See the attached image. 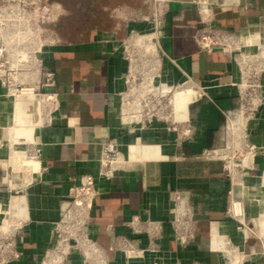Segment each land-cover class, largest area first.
I'll return each mask as SVG.
<instances>
[{
  "label": "crops",
  "instance_id": "obj_1",
  "mask_svg": "<svg viewBox=\"0 0 264 264\" xmlns=\"http://www.w3.org/2000/svg\"><path fill=\"white\" fill-rule=\"evenodd\" d=\"M208 7L212 16L203 23L194 0H169L161 18L157 77L174 86L199 85L205 92L188 103L184 118L174 115L178 130H189L188 136L168 130L158 119L142 126L122 122L120 95L129 68L123 48L126 26L111 13L108 28L44 53V64L55 75V101L44 122L40 111H32L31 99H20L29 108H13L15 101L0 86V243L11 242L18 253L5 264H41L55 243L70 188L79 177L96 174L102 144L110 140L124 164L113 168L110 180L98 182L99 195L83 226L90 245L69 254L67 262L220 264L219 253L211 249L212 227L229 224L232 205H244L249 183L256 202L264 193V75L260 107L239 133L247 139L249 160L240 159L245 146L238 148L237 177L214 153L224 151L229 136L225 123L242 107L239 73L231 53L202 49L197 40L205 27L264 32V5L261 0H210ZM145 64L150 67V61ZM16 119L33 126L32 142L16 138ZM24 158L36 161L38 170ZM253 216H259V206ZM177 219L184 241L176 232ZM234 224L240 230L245 221ZM254 224L248 227L251 234ZM238 239L242 264H264V241Z\"/></svg>",
  "mask_w": 264,
  "mask_h": 264
},
{
  "label": "rangeland",
  "instance_id": "obj_2",
  "mask_svg": "<svg viewBox=\"0 0 264 264\" xmlns=\"http://www.w3.org/2000/svg\"><path fill=\"white\" fill-rule=\"evenodd\" d=\"M51 1V0H50ZM61 5L48 3L47 8H44L40 12V16L38 18L39 24L46 36H52L56 40V44H60L62 40L61 36L71 41L84 40L89 37L90 33L94 30L105 29L109 27V18L108 15L111 13L118 22L124 24L126 26V30H124V42L123 48L125 53H131L132 58L135 60L131 64L130 73H129V83L128 90L125 89V100L129 101L133 97L144 98L142 91L140 90L141 80L145 76H159L161 74L160 62H156L159 60L158 57L150 58V67L145 64V59H143L142 53H145L144 48H140L135 45V39L137 35H150L155 34L151 40L152 43H155L156 50H159L158 44L156 43V37L158 34V22L162 20L164 8L167 5V0H57ZM209 1L207 0L208 6ZM117 5L116 9L112 11L103 12L102 7L107 6L108 8ZM58 6V7H57ZM208 16L206 19L211 18L212 14L208 7ZM208 28V27H207ZM125 29V28H124ZM208 35L220 33V29L217 27H209ZM228 33V32H226ZM249 31L243 33H228L231 36V40L227 45L230 47L243 46L245 43V39L248 35ZM217 48V47H216ZM220 49V48H217ZM221 50V49H220ZM225 53H229L224 51ZM264 53V44H262L259 48L253 50V52L249 55L239 54V50L232 54L233 60L235 63V67L238 70L239 78L237 82V87L240 95L242 96V107L238 110L235 116H232L230 119L232 123L238 125L240 122L244 121V125L247 123V119L249 117H253L256 113V110L260 107V89L259 83L260 79L263 77L264 73V65L259 66L260 62H264L263 58L260 56L261 53ZM145 56V55H144ZM262 59V60H261ZM153 61H155L153 63ZM146 65V66H145ZM245 85H250L254 87H247ZM191 86V84H183L182 82H178L175 85V88L180 89L181 87ZM193 86V85H192ZM199 87V85H197ZM245 86V87H243ZM178 93V92H177ZM39 94H43V91L40 89ZM130 94L133 97H130ZM129 95V96H128ZM171 97L172 94H167L162 100V104L158 106L152 93H149V96L146 97L145 101L149 102L150 110L152 106L155 107L153 114L157 113V117H161L159 121L170 125L174 122H178L174 120V115L172 113L171 108ZM133 98V99H134ZM182 100L189 98V95H181ZM41 100L40 109L41 119L44 122V119L49 116L51 109L53 107L52 100L45 99L44 97L38 96L36 97V101ZM130 102V101H129ZM129 108V105L123 106V110ZM146 112H143L145 115ZM154 119V117L152 118ZM242 119V120H240ZM225 123V127H226ZM245 129V126L244 128ZM225 131L227 132L226 128ZM245 132V130H244ZM229 133L227 137V147L224 146L222 152H219L218 157L225 159L228 167L234 166L237 163V159L240 155V159L246 158L245 154L248 152L246 148V138L243 134H239L238 137L235 134ZM245 149L241 150L242 153H238V148L243 147ZM234 149V150H233ZM233 151H236L235 155ZM232 152V153H229ZM234 175L238 177L237 170L234 167ZM231 171V170H230ZM231 174L232 171H231ZM242 178V175H240ZM262 180V179H261ZM247 192L249 191L246 200L244 201V205L241 206L242 214L239 216L231 215V219L229 220V224L224 226H217L220 229L217 231L225 236L228 239V245L230 252L236 253L241 259L243 256V251L241 245L239 244L241 240H244L243 228L240 230L234 229L236 224L233 225L236 219L244 220L245 226L249 227L250 224H254V227H251L254 234L247 232L248 239H259L264 241V233L261 232V229L257 227V224L260 222V217H254L253 215H258V205L251 197L252 185L250 183L246 186ZM258 192H262V189L256 188ZM264 190V189H263ZM256 192L255 189H253ZM258 194V193H256ZM264 195V193L262 194ZM261 195V196H262ZM60 222V220H59ZM58 222V223H59ZM231 223V224H230ZM224 227V228H223ZM223 228V229H221ZM264 221L262 231L264 232ZM67 239L65 242H61V240ZM74 241L71 240L66 233H58L56 234V240L54 247L49 251L48 257L44 260L45 264H48V261L53 257L59 256L62 257L61 264H69L67 259H65L66 255H71V253L79 251L74 245ZM65 248V250H63ZM220 259V264H224L222 258L219 254H217ZM50 257V258H49ZM49 258V259H48ZM241 262V261H240ZM242 264V263H241Z\"/></svg>",
  "mask_w": 264,
  "mask_h": 264
},
{
  "label": "built area",
  "instance_id": "obj_3",
  "mask_svg": "<svg viewBox=\"0 0 264 264\" xmlns=\"http://www.w3.org/2000/svg\"><path fill=\"white\" fill-rule=\"evenodd\" d=\"M48 3H50V0H0V86L5 89L6 96L13 101L30 95H33L34 98L41 96L52 100V102L55 101V94L52 92L55 86V75L45 66L44 53H46L48 48L56 45V40L54 37L44 34L38 21L41 10ZM194 3L197 6L201 22L206 23L208 21L206 17L209 12L207 0H194ZM208 28L205 27L198 38L197 42L199 46L205 50L217 47L222 51H226L230 47L227 44L231 40V36L223 31L215 35H208ZM160 30L161 20L158 22V34L155 38L157 44ZM150 35L154 36L155 34ZM139 36L145 35H137V38ZM126 55L129 68L125 76V83L126 90H128L130 68L135 60L132 58L133 55L131 53H126ZM142 55H145V63L150 61V58H157L159 56L158 53H156V56H152L151 53H142ZM262 65H264V62L262 63L261 61L259 66ZM245 86L254 87L250 85ZM40 89L43 91V94H39ZM142 93L145 94L144 98H134L130 94V97L134 98L129 100L130 102L127 101L128 99L125 100V96H123L125 92L120 95V117L125 125L142 126L144 123L153 120V117L154 119H161V117H157V113L153 114L155 107L152 106L150 110L149 102L145 101L149 93L151 94L152 92L142 91ZM152 95L155 98L156 104L160 106L162 104L161 99L165 96H161L158 93H152ZM125 105H129V108L125 107L126 109L123 110V106ZM143 112H146L145 115H143ZM177 124L178 122H174L168 125V130L184 136L190 134L189 130L181 133L178 130ZM214 155L218 156V153L215 152ZM120 161L122 159L119 156L116 142L113 140L105 141L102 144L101 154L97 161L96 174L79 177L76 184L69 190L70 199L67 201L68 204L62 212L60 222L57 224L55 230L56 234L60 232L68 234L69 238L74 241L73 245L77 249L83 250V248L90 245L89 239L83 231V226L93 199L99 195L97 184L99 181L110 180L114 174L113 164ZM180 227V220L177 219L176 232L180 240L184 241L185 237L181 234ZM242 228L245 238L247 237V232L252 233L244 224H242ZM83 240L85 241L83 242ZM65 241L67 239L61 240V242ZM51 249L46 252L41 264H45L44 260L48 257ZM139 253L141 254V252ZM68 256L66 255L65 259ZM12 258H18V253L13 249L12 243H0V264H5L6 260Z\"/></svg>",
  "mask_w": 264,
  "mask_h": 264
},
{
  "label": "bare ground",
  "instance_id": "obj_4",
  "mask_svg": "<svg viewBox=\"0 0 264 264\" xmlns=\"http://www.w3.org/2000/svg\"><path fill=\"white\" fill-rule=\"evenodd\" d=\"M245 1L246 0H242L243 3ZM251 3H253V2H251ZM152 37H153L152 35L139 36L138 38L135 39V45L138 47L144 48L145 53H151L152 56H156V53H158V50H156L155 43L151 42ZM262 44H264V32L263 31H257V30H250L246 39H245V43L243 44V46L229 47L227 49V52L234 54V52L236 53V51L239 50V54L249 55L253 52L254 49L259 48ZM260 56L263 57L264 53L262 52L260 54ZM183 84H185V83H183ZM243 87H245V86H243ZM140 89L143 92H145V91L146 92H152L154 94L158 93L161 96H166L167 94L171 93L172 94L171 108H172V113H173V115H175L176 118L177 117L178 118H184L188 103L191 102L192 100L196 99L197 97H199V95L201 93H205L203 91L202 87L195 88L192 85L187 86V87L183 86L180 89H177V87L175 88L174 84L168 83L165 80H161L157 76H145L141 80ZM181 95L182 96L183 95L184 96L189 95V98L184 99V101H183L181 98ZM27 98L32 100V103L30 105V107L32 108V111H34V110L39 111L41 100L36 101V98H34L33 95H30ZM16 104H20V107L22 109H26L27 107L29 108V104L24 103L20 99L15 101V103L13 104V108L16 107ZM25 117H26V115H25ZM25 117L22 116V119H24ZM240 123L241 124L236 125L232 122H229L228 130H229L230 134H235L237 136L239 135L240 130L243 126V121ZM23 124H24V122L21 123L19 121V119H16L17 128H15V131H14L16 134V138H18V136H21V138H24L27 142H32L31 136H32L34 128H33V126H23ZM15 157H17V159H20L19 154L16 155ZM248 160H249V158L248 159L244 158V162L247 163ZM22 162L23 163H31L33 170H38V168H39L38 163L36 161L27 160L24 158L22 160ZM120 164H124V162L120 161L116 164H113V168L116 165H120ZM234 167L235 166H233V165L229 166V169L233 173L235 171ZM261 179H262L261 185L264 187V174L262 175ZM257 203L259 206V217H261L259 225H260V228L262 231L263 221H264V195L258 197ZM231 214L233 216H239L242 214L241 206L237 202L233 203L232 208H231ZM210 238H211V242H210L211 243V249L213 251H216L219 253L224 264H241L242 263V260L239 259L240 257L236 253H233L232 251L230 252L229 245H228V239L225 236L220 235L217 232V229L214 227H212V229H211ZM84 241L85 240H83V242ZM63 250H65V248ZM61 262H62V257L56 256V257H53L48 262V264H61Z\"/></svg>",
  "mask_w": 264,
  "mask_h": 264
},
{
  "label": "trees",
  "instance_id": "obj_5",
  "mask_svg": "<svg viewBox=\"0 0 264 264\" xmlns=\"http://www.w3.org/2000/svg\"><path fill=\"white\" fill-rule=\"evenodd\" d=\"M50 4H56V5H61L57 0H51ZM61 43H77V41H71V40H67L66 38H64L63 36H61Z\"/></svg>",
  "mask_w": 264,
  "mask_h": 264
},
{
  "label": "flooded vegetation",
  "instance_id": "obj_6",
  "mask_svg": "<svg viewBox=\"0 0 264 264\" xmlns=\"http://www.w3.org/2000/svg\"><path fill=\"white\" fill-rule=\"evenodd\" d=\"M262 5H264V0H261Z\"/></svg>",
  "mask_w": 264,
  "mask_h": 264
}]
</instances>
